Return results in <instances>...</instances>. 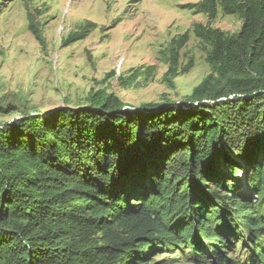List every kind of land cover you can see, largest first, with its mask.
Segmentation results:
<instances>
[{
    "label": "trees",
    "instance_id": "obj_1",
    "mask_svg": "<svg viewBox=\"0 0 264 264\" xmlns=\"http://www.w3.org/2000/svg\"><path fill=\"white\" fill-rule=\"evenodd\" d=\"M196 6L242 23L234 34L193 23L210 73L179 103L122 110L97 89L88 107L0 124V264H147L180 242L221 262L244 233L247 264H264V0ZM188 37L169 41L167 73Z\"/></svg>",
    "mask_w": 264,
    "mask_h": 264
},
{
    "label": "rangeland",
    "instance_id": "obj_2",
    "mask_svg": "<svg viewBox=\"0 0 264 264\" xmlns=\"http://www.w3.org/2000/svg\"><path fill=\"white\" fill-rule=\"evenodd\" d=\"M198 1L0 0V124L21 114L84 105L97 89L133 106L165 98L182 101L210 73L209 45L191 32L193 23L226 34L238 32L242 23L239 15L220 8L209 19ZM184 31L189 37L172 75L167 73V47ZM73 33L84 36L67 42ZM119 76L128 82L121 83ZM229 178L236 184L234 176ZM208 220L212 226L211 215ZM197 250L195 257L182 242L179 248L161 247L147 264H247L251 247L244 233L222 253L228 260L219 262L204 248Z\"/></svg>",
    "mask_w": 264,
    "mask_h": 264
},
{
    "label": "water",
    "instance_id": "obj_3",
    "mask_svg": "<svg viewBox=\"0 0 264 264\" xmlns=\"http://www.w3.org/2000/svg\"><path fill=\"white\" fill-rule=\"evenodd\" d=\"M87 102V101H86ZM176 102V101H175ZM180 101H177L176 103H179ZM61 107H65V105L63 106H59V107H55V108H61ZM67 107H70V106H67ZM78 107H88V103L84 104V105H79V106H76V107H70V108H73V109H76ZM53 109V108H52ZM125 109H138V106H133V105H129V104H125L123 105L122 107V110H125ZM51 110V109H50Z\"/></svg>",
    "mask_w": 264,
    "mask_h": 264
},
{
    "label": "bare ground",
    "instance_id": "obj_4",
    "mask_svg": "<svg viewBox=\"0 0 264 264\" xmlns=\"http://www.w3.org/2000/svg\"><path fill=\"white\" fill-rule=\"evenodd\" d=\"M239 174V173H238ZM238 174H237V176H238Z\"/></svg>",
    "mask_w": 264,
    "mask_h": 264
}]
</instances>
